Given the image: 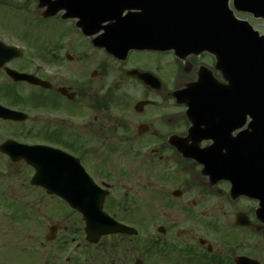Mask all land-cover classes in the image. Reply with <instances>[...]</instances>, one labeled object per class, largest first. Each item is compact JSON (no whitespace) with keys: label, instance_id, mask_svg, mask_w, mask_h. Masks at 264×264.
I'll use <instances>...</instances> for the list:
<instances>
[{"label":"flooded vegetation","instance_id":"af4514ba","mask_svg":"<svg viewBox=\"0 0 264 264\" xmlns=\"http://www.w3.org/2000/svg\"><path fill=\"white\" fill-rule=\"evenodd\" d=\"M34 3L0 0V106L28 115L27 119L0 115V215L15 211L32 231L35 204H62L72 214L61 216L75 217L82 226L51 222L44 240L61 239L59 252L68 243L75 251L84 247L86 262L93 259L96 264H146V260L154 264L165 254L173 257V264H264V213L258 210L264 200V178L253 173L252 196L240 193L243 170L257 171L252 161L243 162L251 153L243 132L250 131L254 140L251 119L244 126L225 125L226 120L235 122V112L224 109L222 119L209 114L193 124L186 115L188 107L177 104L171 94L196 81L201 68L214 69V55L192 52L183 63L173 50H133L119 59L95 45L104 34L95 30L97 24L77 26L75 19L62 15L44 20L70 26L73 37L56 46L47 41L35 45L30 27L17 25L16 20L17 13L32 17ZM230 8L240 17L232 4ZM141 52L158 56L137 58ZM162 56L177 63L174 79L173 72L162 73ZM133 70L150 75L140 78ZM13 72L34 75L48 85L17 80ZM115 74L116 89H122L116 99ZM130 92L139 94V99L130 100ZM12 141L46 145L74 156L101 187L104 212L129 230L111 231L96 243L88 241L84 212L34 185L35 168L13 159L18 152ZM7 142L10 151L1 149ZM74 196L81 197V191ZM158 222L167 223L156 226ZM177 222L188 228L178 230ZM78 236L81 240L76 242ZM26 240L25 264H32L28 230ZM17 253L10 250L3 256L0 248V264L6 263L2 257L17 264ZM67 261L79 264L74 258Z\"/></svg>","mask_w":264,"mask_h":264},{"label":"water","instance_id":"95a60500","mask_svg":"<svg viewBox=\"0 0 264 264\" xmlns=\"http://www.w3.org/2000/svg\"><path fill=\"white\" fill-rule=\"evenodd\" d=\"M38 9L41 11L43 17L56 16L59 12L65 11L64 18H77L79 13H67L68 0H38ZM110 1V2H109ZM129 0H97L98 14L102 8H114L118 9L120 15L123 14L125 9L131 8ZM240 3H244L245 11L254 13L255 17H264V0H236ZM228 0H225L227 6ZM176 10V9H174ZM100 17V16H98ZM77 24L81 23L77 21ZM185 21L173 20V34L181 27L184 26ZM188 24V23H187ZM241 35L235 36L234 33L240 29L226 30V42H221L217 47L215 53L217 63L216 67L220 70L223 81H219L214 78L211 80L219 88H235L241 89V92L232 91L233 95L241 98V103L248 105L246 112L254 114V118L257 120V126L264 127V35L260 36L259 32L254 31L253 28L245 23H241ZM121 30V29H115ZM223 30V29H222ZM221 30V32H222ZM163 32L169 31V27H163ZM135 38L133 37V40ZM137 40V39H135ZM119 44H111L106 46L105 44H99L105 47L110 53H113L117 57H121L123 54H127L132 49H139L137 44L133 41L124 42L121 36ZM184 47L183 44L175 43L173 40V49ZM163 49H170L169 47ZM26 76V75H24ZM33 83L47 85L38 78L27 76ZM187 89H181L173 92V96L177 98L179 103H187V97L181 96ZM197 90H200L202 94L209 93L207 86H198ZM207 95V94H205ZM208 96V95H207ZM11 114H21L18 112H11ZM23 118L25 116L23 115ZM262 140L258 141V153L255 154L258 167H261L259 159L262 158ZM18 157L17 159H26L29 163L33 164L37 173L33 179L34 183L44 185L50 191L58 193L64 198H67L73 207L83 209L87 216V233L90 241L96 242L101 235L109 233L111 230L108 227L109 219L95 221L92 218L96 211H89V206H95L97 204V211L100 212L104 196L98 198L95 195L97 187L95 184H90L87 187L89 180L87 173L78 162H74L73 158L67 157L56 149L48 148L47 153H37L42 151L41 149H35L26 145L18 144ZM45 148V147H40ZM70 160V161H69ZM264 166V164H263ZM81 180V200L75 199L74 194L79 186ZM78 181V182H77ZM80 188L78 187V190ZM69 193L70 196L66 194ZM97 212V213H98ZM107 218V217H106Z\"/></svg>","mask_w":264,"mask_h":264},{"label":"rangeland","instance_id":"374dc122","mask_svg":"<svg viewBox=\"0 0 264 264\" xmlns=\"http://www.w3.org/2000/svg\"><path fill=\"white\" fill-rule=\"evenodd\" d=\"M36 6V2L34 3V7ZM250 21L253 23L254 27L259 30L261 33L264 34V20L255 21L251 17L249 18ZM16 20L20 22L17 25H24L30 27L29 37L33 44L39 45L43 41H47L49 45L56 46L61 44L62 40L72 38L73 36H69L70 32L72 31L70 26H65L64 24L54 21V20H41L37 17L32 16L28 17L25 14L17 13ZM20 26L18 28V31ZM98 56H101V53H97ZM146 56H158L157 54L153 53H136L137 58H146ZM162 62L164 67H162V73L164 74H171L173 72V79L175 78V74L179 69L175 60H170L169 56H162ZM148 67V65L146 66ZM165 77V75L163 76ZM117 74L114 75V90L113 96L114 98L121 97L122 89H116V86L119 85V79H117ZM130 100L139 99V94L130 92L129 93ZM24 167L22 165L18 166ZM20 182V180H19ZM51 207L54 210H51ZM21 210V207H18ZM53 211V212H52ZM72 214V212L63 206L62 204L55 203L53 206H49L47 203L44 204H35L33 208V215L34 220L32 221V231L27 226V222L24 220H19L16 217L15 211H11L10 215L1 214L0 215V248L1 253L4 256L5 253L10 252V250L17 253V264H25L26 262V253L27 251V230L32 232V244L30 245V250L32 251L33 261L32 264H70L67 261V258H74L76 262L79 264H96L93 263V259L86 262L85 260V252L87 251L86 248L82 247L75 251L73 248L74 244L68 243L67 248L63 252H59L58 245L61 239L57 240L56 242L48 243L44 240V236L48 233V225L51 222L61 221L63 225L69 226H82L79 222H76L75 217L72 216L69 219H66L61 216V214ZM51 215V216H50ZM50 216V217H49ZM167 222H158L155 225L160 226L164 225ZM173 224L170 223V226ZM176 227L178 230L180 228L187 229L188 224L185 222H177ZM173 230V228H172ZM81 240V237H77L76 242ZM42 242H45L44 246H42ZM47 243V244H46ZM29 244V243H28ZM161 253L162 255L165 254ZM21 254L25 259L21 256ZM77 258V259H76ZM2 260L6 263L4 264H13L8 260H5L2 257ZM146 264H148V260H146ZM154 264H173V257L171 255H163L158 257Z\"/></svg>","mask_w":264,"mask_h":264}]
</instances>
